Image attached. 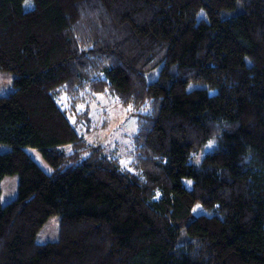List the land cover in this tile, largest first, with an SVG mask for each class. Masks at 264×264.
I'll return each instance as SVG.
<instances>
[{
    "label": "trees",
    "instance_id": "16d2710c",
    "mask_svg": "<svg viewBox=\"0 0 264 264\" xmlns=\"http://www.w3.org/2000/svg\"><path fill=\"white\" fill-rule=\"evenodd\" d=\"M25 1L0 0V72L14 75L0 198L5 177L19 180L0 201V264H264V0ZM92 67L149 108L131 171L82 148L56 99ZM56 214L59 240L37 244Z\"/></svg>",
    "mask_w": 264,
    "mask_h": 264
},
{
    "label": "rangeland",
    "instance_id": "374dc122",
    "mask_svg": "<svg viewBox=\"0 0 264 264\" xmlns=\"http://www.w3.org/2000/svg\"><path fill=\"white\" fill-rule=\"evenodd\" d=\"M33 7V0L25 1L24 9L26 11L33 9ZM201 17H203V12L199 14L198 19ZM159 73L160 67L149 71L146 75L147 81L149 83L155 82ZM83 76L84 79L88 80L78 87L76 94L68 93L69 88L68 91L61 89L56 93L59 105L68 115L71 124L84 137L85 143H82V148L83 146L87 148L96 146L106 154L118 158L123 170L131 171L135 161V137L139 129L140 115L148 114L147 104L136 108L133 105L123 103L124 101L114 95L113 90L106 84L105 77L99 67L89 68ZM13 81V74L0 72V95L7 96L12 93L14 90ZM153 108L154 106L151 110ZM215 143L216 141H212L204 150L195 153L191 161L199 163ZM10 150V146L0 144V153H6ZM62 150L66 156L71 157L73 160L71 163L78 159V151L73 146H65ZM88 154L85 153L83 158ZM18 182L17 176H7L3 179L0 198L3 206L17 198ZM184 183L188 188L192 187L191 180H184ZM194 214L197 216L212 215L200 204L195 207ZM60 223L61 216L59 214L49 218L36 237L37 244L46 245L57 242L60 238Z\"/></svg>",
    "mask_w": 264,
    "mask_h": 264
}]
</instances>
